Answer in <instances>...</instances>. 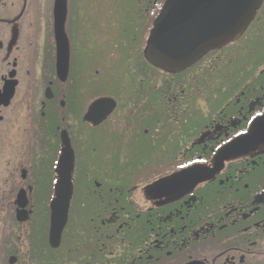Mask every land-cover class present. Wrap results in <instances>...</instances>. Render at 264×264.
I'll use <instances>...</instances> for the list:
<instances>
[{
	"label": "flooded vegetation",
	"instance_id": "af4514ba",
	"mask_svg": "<svg viewBox=\"0 0 264 264\" xmlns=\"http://www.w3.org/2000/svg\"><path fill=\"white\" fill-rule=\"evenodd\" d=\"M164 2L67 0L59 77L55 0H0V264H264V142L220 159L264 118V2L178 71L149 51Z\"/></svg>",
	"mask_w": 264,
	"mask_h": 264
},
{
	"label": "water",
	"instance_id": "95a60500",
	"mask_svg": "<svg viewBox=\"0 0 264 264\" xmlns=\"http://www.w3.org/2000/svg\"><path fill=\"white\" fill-rule=\"evenodd\" d=\"M264 0H165L163 10L150 37L149 51L154 62L168 70L178 71L195 62L208 49L227 43L246 27ZM67 0H55V38L57 42L58 76L65 75L69 68V41L65 32ZM95 102L85 119L92 118ZM264 130V118L253 125L251 133L233 142L220 159L237 156L236 150L244 151L264 142L258 137ZM72 153L64 156L58 169L60 181L57 198L52 203L51 243L57 246L60 234L68 219L72 196ZM73 157V156H72ZM185 175V174H184ZM182 177V175L180 176ZM178 177H173L177 179Z\"/></svg>",
	"mask_w": 264,
	"mask_h": 264
},
{
	"label": "rangeland",
	"instance_id": "374dc122",
	"mask_svg": "<svg viewBox=\"0 0 264 264\" xmlns=\"http://www.w3.org/2000/svg\"><path fill=\"white\" fill-rule=\"evenodd\" d=\"M36 2H38V4H41L42 6L47 5V0H36Z\"/></svg>",
	"mask_w": 264,
	"mask_h": 264
},
{
	"label": "snow or ice",
	"instance_id": "6c2138e0",
	"mask_svg": "<svg viewBox=\"0 0 264 264\" xmlns=\"http://www.w3.org/2000/svg\"><path fill=\"white\" fill-rule=\"evenodd\" d=\"M180 167H181V168H185V167H187V166L184 165V164H181Z\"/></svg>",
	"mask_w": 264,
	"mask_h": 264
},
{
	"label": "trees",
	"instance_id": "16d2710c",
	"mask_svg": "<svg viewBox=\"0 0 264 264\" xmlns=\"http://www.w3.org/2000/svg\"><path fill=\"white\" fill-rule=\"evenodd\" d=\"M143 3H144V1H143ZM262 10V9H261Z\"/></svg>",
	"mask_w": 264,
	"mask_h": 264
}]
</instances>
